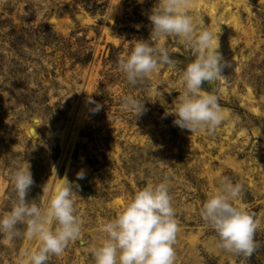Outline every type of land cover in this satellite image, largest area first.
I'll return each instance as SVG.
<instances>
[{
  "label": "rangeland",
  "instance_id": "374dc122",
  "mask_svg": "<svg viewBox=\"0 0 264 264\" xmlns=\"http://www.w3.org/2000/svg\"><path fill=\"white\" fill-rule=\"evenodd\" d=\"M117 2L0 0V215L15 200L16 166L30 164L28 199L41 205L66 177L79 185L82 236L48 264H94L90 249L101 239V222L116 217L136 191L168 177L180 229L175 264H264V0H194L191 14L218 34L227 62L223 77L202 89L217 95L226 116L213 135L191 133L165 116L194 59L176 38L165 41L174 66L135 86L126 81L118 58L149 38L156 0ZM156 86L166 105L151 101ZM128 95L144 100L142 116L123 109ZM96 104L103 107L95 111ZM225 176L243 185L235 204L259 222L260 247L251 257L218 249L200 216ZM36 246L0 234V264H22V250Z\"/></svg>",
  "mask_w": 264,
  "mask_h": 264
},
{
  "label": "clouds",
  "instance_id": "9594fccd",
  "mask_svg": "<svg viewBox=\"0 0 264 264\" xmlns=\"http://www.w3.org/2000/svg\"><path fill=\"white\" fill-rule=\"evenodd\" d=\"M193 4L194 0H156L148 16L149 38L137 40L128 54L119 57L118 69L135 86L161 66H174L165 41L168 37L176 38L191 50L194 59L185 66L181 76L182 93L173 110L166 111L165 116H173L176 126L191 133L205 131L213 135L226 116L217 95L202 89L205 82L223 77L222 69L227 62L218 51V34L191 14ZM153 39L159 43L154 44ZM158 89V86L153 89L151 101L166 105ZM102 107L96 104L95 111ZM122 107L135 118L146 111L144 100L131 95L122 98ZM83 178L81 170L77 180ZM10 179L15 200L10 210L0 215V234L10 241L22 237L36 242L35 248L22 250V264H48L52 256H61L69 243L82 236L83 213L76 207L79 185L63 178L41 205L35 199H28L34 180L27 161L11 170ZM167 181L165 177L159 183L144 186L116 217L101 222V239L90 249L94 264H175L174 245L180 229ZM242 192V184L222 177L215 190L208 193L200 216L216 233L218 249L247 258L260 247L255 240L259 222L253 213L235 204ZM19 225L24 226L23 230Z\"/></svg>",
  "mask_w": 264,
  "mask_h": 264
}]
</instances>
